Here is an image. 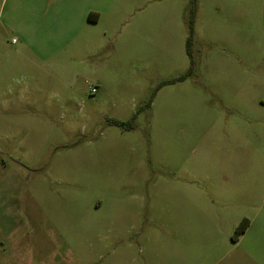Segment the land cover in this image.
<instances>
[{
	"label": "rangeland",
	"instance_id": "1",
	"mask_svg": "<svg viewBox=\"0 0 264 264\" xmlns=\"http://www.w3.org/2000/svg\"><path fill=\"white\" fill-rule=\"evenodd\" d=\"M8 4L0 264H109L127 247L155 264L173 246L184 264H264V0H114L94 56L52 69L23 62ZM191 22L194 73L168 82L190 67Z\"/></svg>",
	"mask_w": 264,
	"mask_h": 264
},
{
	"label": "crops",
	"instance_id": "2",
	"mask_svg": "<svg viewBox=\"0 0 264 264\" xmlns=\"http://www.w3.org/2000/svg\"><path fill=\"white\" fill-rule=\"evenodd\" d=\"M113 2L114 0H10L9 3L8 0H2L0 14H3L9 3L4 20L5 28L21 42L15 49L23 62L27 61L29 66L43 63L46 69H52L57 65L52 61L72 64L84 52L89 53L86 56H94L92 46L97 40L96 26L102 16L110 11ZM109 33L105 30L103 35L107 36ZM183 236L189 242L193 237L190 233ZM123 255L126 259L116 260ZM193 255L190 250L173 246L170 250H157L155 264H184L181 261ZM112 256L113 261L109 264H140V258L147 255L143 249L136 251L127 247L121 254L114 250ZM142 262L141 264H152L147 259Z\"/></svg>",
	"mask_w": 264,
	"mask_h": 264
},
{
	"label": "trees",
	"instance_id": "3",
	"mask_svg": "<svg viewBox=\"0 0 264 264\" xmlns=\"http://www.w3.org/2000/svg\"><path fill=\"white\" fill-rule=\"evenodd\" d=\"M193 35H194V25H193V22H191L190 36L188 37V40H187V52H188V55L190 56V59H191L190 67L183 75H181L180 77H178L176 79H172V80H170L168 82H176V81L185 80V79H187L189 76H191L194 73L195 60H194V58L192 56V51H191L192 43H193ZM162 84H166V82H164ZM135 118H136V115L134 117H132V119L127 121V122H123V121H120V120H112V123L117 125V126H120V127L124 128V129L130 130V129L134 128L133 124H134ZM248 226H249V220H243L236 227L235 236L237 237L239 234H242L247 229Z\"/></svg>",
	"mask_w": 264,
	"mask_h": 264
},
{
	"label": "built area",
	"instance_id": "4",
	"mask_svg": "<svg viewBox=\"0 0 264 264\" xmlns=\"http://www.w3.org/2000/svg\"><path fill=\"white\" fill-rule=\"evenodd\" d=\"M97 90H98V89H97L96 87L92 88V92H93V93L97 92Z\"/></svg>",
	"mask_w": 264,
	"mask_h": 264
}]
</instances>
